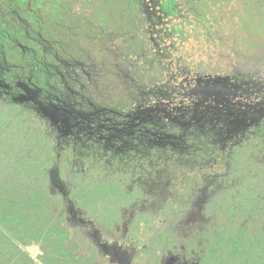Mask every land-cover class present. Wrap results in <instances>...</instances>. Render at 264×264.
<instances>
[{"label": "trees", "instance_id": "trees-1", "mask_svg": "<svg viewBox=\"0 0 264 264\" xmlns=\"http://www.w3.org/2000/svg\"><path fill=\"white\" fill-rule=\"evenodd\" d=\"M144 3L0 0V264H115L60 184L133 264H264V120L239 129L259 102L239 0H160V21ZM22 84L42 114L4 90ZM73 112L93 129L81 140Z\"/></svg>", "mask_w": 264, "mask_h": 264}, {"label": "rangeland", "instance_id": "rangeland-1", "mask_svg": "<svg viewBox=\"0 0 264 264\" xmlns=\"http://www.w3.org/2000/svg\"><path fill=\"white\" fill-rule=\"evenodd\" d=\"M239 3L240 16L243 15L242 17L245 19L241 28L242 34H238L241 41L238 55L245 65L242 70L245 71L246 76L248 74L249 81L254 80L252 83L261 84L264 82V0H239ZM143 8L150 20L160 21L167 13V9L160 4V0H145ZM262 87L264 86L262 85ZM162 178L167 180L168 175H164ZM68 184L70 185V183ZM208 188L217 189L216 182ZM69 210L74 219L84 226L87 237L99 246L103 262L131 264L130 257L119 250L120 240L109 238L93 222L81 218L74 207H69ZM108 238L111 240L108 241ZM177 261H166L164 264H187L185 256Z\"/></svg>", "mask_w": 264, "mask_h": 264}, {"label": "flooded vegetation", "instance_id": "flooded-vegetation-1", "mask_svg": "<svg viewBox=\"0 0 264 264\" xmlns=\"http://www.w3.org/2000/svg\"><path fill=\"white\" fill-rule=\"evenodd\" d=\"M255 81H257V80H255ZM253 82H254V80H253ZM22 85H21L22 89H18L16 87L10 86L4 90H6L5 92L10 97H12L13 99H17V98H20L21 95H25V97L30 100L29 102H26L27 104H25V105L26 106L28 105V107L34 108V110H36V112L42 114V111L40 108V103H43V102L46 103V101L43 100V98L41 97L40 89L36 88L35 86L28 85V84H22ZM262 85L264 86V82H261V84L253 83V87H254V89H256V90H254V94L256 95V99H258L259 102L253 107V109L247 110L244 119H242L243 123H241L239 125V129L242 130L243 133L247 132L251 127L256 126L257 124H259L260 122H262L264 120V87H262ZM36 102L39 104H37L35 106ZM77 108L78 107H76V109ZM58 114H59V111H58ZM61 115H63V114H61ZM72 116L74 118H72V117L68 118L65 116V117H63V119H65L67 122H69L70 127H71V131L74 134V137L78 140H81V138L84 135H86L85 131L93 130V129L88 128L89 124L86 122V120L84 118L79 117L75 112H73ZM91 127H92V124H91ZM59 187H60L62 193H64L66 195V198L68 201V207H75L73 202L69 199L70 196H69V192H68L69 190H68L67 186L64 184L63 185L60 184ZM128 257H130V255ZM130 259H131V264H133L132 257H130ZM170 259H172V260H170ZM179 259L180 258L167 257L162 261V264H164L166 261L167 262L168 261L178 262L177 260H179ZM182 264H185V263H182Z\"/></svg>", "mask_w": 264, "mask_h": 264}]
</instances>
